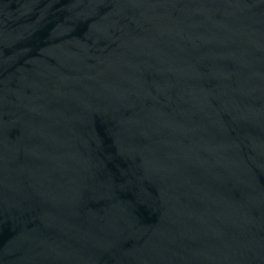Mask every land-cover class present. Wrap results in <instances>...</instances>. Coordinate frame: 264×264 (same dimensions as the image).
Wrapping results in <instances>:
<instances>
[{
    "label": "water",
    "instance_id": "obj_1",
    "mask_svg": "<svg viewBox=\"0 0 264 264\" xmlns=\"http://www.w3.org/2000/svg\"><path fill=\"white\" fill-rule=\"evenodd\" d=\"M0 264H264V0H0Z\"/></svg>",
    "mask_w": 264,
    "mask_h": 264
}]
</instances>
